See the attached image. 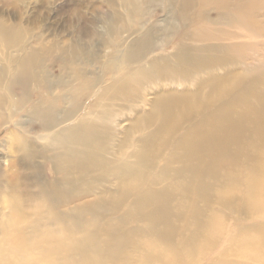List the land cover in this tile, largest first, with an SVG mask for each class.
I'll return each mask as SVG.
<instances>
[{
  "label": "bare ground",
  "instance_id": "bare-ground-1",
  "mask_svg": "<svg viewBox=\"0 0 264 264\" xmlns=\"http://www.w3.org/2000/svg\"><path fill=\"white\" fill-rule=\"evenodd\" d=\"M259 1L102 0L59 41L0 13V264H197L229 219L210 264H264V64L225 43Z\"/></svg>",
  "mask_w": 264,
  "mask_h": 264
},
{
  "label": "rangeland",
  "instance_id": "rangeland-1",
  "mask_svg": "<svg viewBox=\"0 0 264 264\" xmlns=\"http://www.w3.org/2000/svg\"><path fill=\"white\" fill-rule=\"evenodd\" d=\"M6 1L7 0H0V9H2L0 11L1 14L4 13V16L10 21L13 20L12 16H17L24 22V24L34 35H42L44 38H46V40L59 41L60 39H70L71 31L67 26H69V24L71 23H76L77 13L83 15V18L86 20H91L94 17L103 18L106 16V10L102 8V0H28L23 5V8L19 10H12L11 8L3 9L2 5ZM259 5L260 7H257L258 10L256 9V13H259V11H261V13H259V24L261 25H259L258 27L263 26L261 31L262 34L259 33V35L258 33H256L257 36H255L253 32L240 30L238 39L226 40V42L222 41L225 43H228V41L229 43H236V41L239 40L238 42H243L244 44H246V46L248 45V47H243L244 50L247 49L246 53L248 56H250V58L248 57L247 61H245L246 64L248 62H252L251 64L253 65H255L256 63V65L264 64V11L262 12V10H264V0H260ZM162 19V15H156L151 20L154 23L158 24ZM150 98H152V95L148 96V99ZM126 122L122 121L119 124L120 126L118 129L127 128V125L130 122ZM4 128H0V140L5 138ZM35 131H29V133H27V136L32 138L36 134ZM6 140H8L7 137ZM1 145L3 146V148L0 149V169L1 173L4 175L2 186H5V184L9 182L10 177L15 172V169L9 170L7 166H10V163H16V158L18 155L13 151L11 152V148L17 146V144L15 142H12L11 140H8L5 143L3 142ZM15 168L21 173L24 172V169H21L17 165L15 166ZM44 173L46 175L45 168ZM226 224L227 235L224 236L221 241H219L218 248L215 249L213 253H210L209 257H206L205 260L201 261V263L198 262L197 264H210L211 259L215 255H218L220 250L224 251L226 249L230 237L229 235H231V230L234 227V221L229 219Z\"/></svg>",
  "mask_w": 264,
  "mask_h": 264
}]
</instances>
